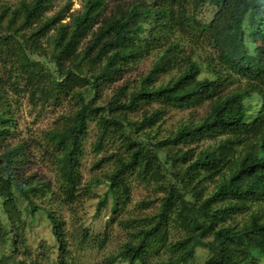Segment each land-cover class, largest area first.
Wrapping results in <instances>:
<instances>
[{
	"label": "trees",
	"instance_id": "trees-1",
	"mask_svg": "<svg viewBox=\"0 0 264 264\" xmlns=\"http://www.w3.org/2000/svg\"><path fill=\"white\" fill-rule=\"evenodd\" d=\"M57 1L20 0L16 7H0V55L16 64L26 83L44 98L68 96L74 105L61 125L47 132L57 154L60 196L77 215L82 212L79 166L90 122L99 128L95 150L120 131L129 154L117 156L114 171L89 184V198L96 196L93 188L107 186L115 200L113 213L120 214L130 199V175L164 194L158 210L133 233V240L98 264H190L200 247L211 253L205 264H264V215L249 210L254 201L264 199V193L250 194L264 186V0H84L71 23L63 21L72 10V0L47 16ZM109 1L116 6L106 15ZM207 6L219 15L215 26L227 29L216 44L199 19ZM99 22L100 29L82 46ZM200 40L206 45L209 59L204 62L214 80L201 78L203 66L195 56L198 46L205 47ZM250 46H255L254 52ZM150 52L157 57L137 86L132 90L128 82L117 86ZM39 54L50 56L56 73L34 58ZM167 74L169 79L160 83ZM7 83L0 76V180L10 185V195L0 197L5 210L0 204L5 215L0 219V239H7L6 232L13 230L10 240L17 251L0 256V264H30L21 257L25 240L15 234L25 229L23 222L17 225L22 214L19 203L26 202V210L35 217L39 202L52 200L55 194L47 190L44 196L46 184L15 176L26 163L27 144L7 142L12 122ZM113 87L114 96L105 100L103 92ZM253 97L261 104L255 119L249 115L253 107L246 103ZM154 104L159 108L131 119L143 105ZM205 104L208 108L196 123L188 121L167 132L159 125L168 108L197 109ZM200 143L209 145L195 151ZM171 154L181 156L184 167L176 170ZM148 155L157 158L162 174L147 164ZM207 183L214 186L212 191L207 192ZM106 201L100 199L99 208ZM44 212L64 264L67 243L61 221L51 208ZM233 213H246L247 218L236 221ZM173 225L182 234L169 242ZM77 232L82 242L94 239L83 225ZM168 244L164 258L157 257Z\"/></svg>",
	"mask_w": 264,
	"mask_h": 264
},
{
	"label": "rangeland",
	"instance_id": "rangeland-1",
	"mask_svg": "<svg viewBox=\"0 0 264 264\" xmlns=\"http://www.w3.org/2000/svg\"><path fill=\"white\" fill-rule=\"evenodd\" d=\"M72 10L67 14L63 23H71L73 17L80 13L84 7V0H72ZM20 0H0V7L9 6L11 8L18 6ZM67 0H58L54 3V7L47 16H53L59 10H61L67 3ZM116 4L109 1L108 12L106 15H110ZM216 10L212 6H207L202 14H200V21L207 25L212 36V42L214 44L223 36L226 32V28H219L215 26L213 22L216 17ZM101 22L97 24L90 36L86 41H83L82 46L86 45L88 41L92 39V36L100 29ZM150 22L146 24L149 26ZM58 26V25H56ZM246 27H248L246 25ZM54 31H51L50 35H53ZM175 35V34H173ZM44 45H47L46 40H43ZM250 44V39H248ZM201 47H197L196 59L202 64V79L214 80L215 76L213 71L205 65V60L209 59L206 50L205 43L200 40ZM203 44V45H202ZM191 47V46H190ZM251 52H254L255 46H250ZM157 53L150 52L145 58H142L137 64L130 67L131 69L124 75L121 81L117 84L120 86L123 82L130 83L131 90L137 86V82L144 76L150 69L151 65L155 61ZM198 57V58H197ZM39 61L46 64V69L51 73H56L57 68L50 59V56H42L41 54L35 55ZM205 65V66H204ZM225 80L229 79L225 74ZM0 76L9 83L7 86V104L10 111L12 122L9 125L10 135L7 137V142L16 145L22 141L27 144L26 148V163L15 171V176L20 180L33 179L39 182L40 185L46 184L43 190L44 196L46 191H51L55 194L54 199L40 201V210L35 217H31L27 208L26 202H20L19 206L21 211V218L18 220L17 225L20 227V222L25 225L24 230L15 232L16 236L21 240H25L26 246L22 249L21 257L27 259L30 264H61V249L57 240L53 236V227L46 217L44 210L51 208L56 212L58 219L61 221L64 229L67 250L64 253V264H98L105 258L116 255L121 247L128 241L133 240V233L140 227L146 225V219L151 217L161 205V199L163 192L154 185H148L145 182H141L136 176L130 175L127 178L130 199L126 208L118 215H115L114 205L115 200L113 195L109 192L108 187L101 185L92 189L94 198H89V184L95 179H104L106 175L112 173L117 165L116 157H128V148L123 145V138L120 131L110 134L100 151L94 149V144L98 140L99 128L96 122H90L87 130V137L84 142V151L80 156V173H81V186L82 192L78 198V201L82 200V212L75 213L72 211L60 196L59 193V181L58 173L56 169V150L53 149V145L47 139V132L58 128L65 115L72 113L74 105L68 96H63L61 99H48L44 98L40 92L36 91L35 86L28 85L23 78L21 72L18 71L17 65L14 64L7 56L0 55ZM170 75H163L159 81L164 82L169 79ZM59 78V77H58ZM244 85V84H243ZM115 87L107 88L103 92L105 100H109L114 96ZM233 88H236L233 87ZM130 90V91H131ZM37 95L34 96V93ZM248 105L253 108L250 112V116L255 119L258 117L260 102L256 97L246 100ZM159 108L157 104L151 106H142L138 111L131 114V119L139 120L145 110H153ZM208 105L197 109H166L163 111L160 127L164 131H173L178 128L179 125L185 122H198L205 114ZM209 144L200 143L195 151L207 148ZM196 147V146H192ZM183 150H186L184 148ZM194 151V152H195ZM198 153V152H197ZM196 153V154H197ZM171 160H176L175 169L177 167H184L183 158L174 154L170 155ZM179 160V161H178ZM147 164H150L153 168L157 169L159 174H162V169L158 163L157 158L154 155L147 156ZM177 170V169H176ZM10 186L2 179L0 180V197H8L10 195ZM208 191L213 190V185L207 183ZM264 193V186H257L251 191V195L257 197ZM107 198L105 205L99 208L100 199ZM2 204L3 211L4 206ZM11 205V203H10ZM8 203V206H10ZM251 211H255L264 215V199L254 201L251 204ZM233 217L236 221H242L247 218V214L233 213ZM0 219L5 220L4 213L0 212ZM83 225L90 229V233L94 239L88 242H82L79 238L77 227ZM171 227L169 242H175L178 240L182 232H179ZM11 230V228L8 226ZM106 234V240L99 238L100 235ZM7 239H0V256H7L15 253L17 249L11 242L10 237L13 234V230L6 232ZM28 250V252L25 250ZM169 244L167 248L159 254L157 257L164 258L162 254L168 253ZM29 253V254H26ZM166 253V254H167ZM211 256L210 250L200 247L197 250L195 259L190 264H205V261ZM157 259L156 257H154ZM128 264V263H121Z\"/></svg>",
	"mask_w": 264,
	"mask_h": 264
}]
</instances>
